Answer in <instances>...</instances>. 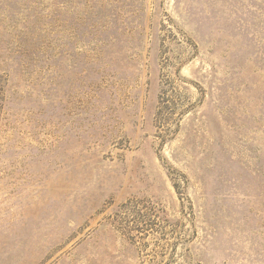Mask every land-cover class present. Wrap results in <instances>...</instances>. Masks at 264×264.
Masks as SVG:
<instances>
[{
	"label": "rangeland",
	"instance_id": "1",
	"mask_svg": "<svg viewBox=\"0 0 264 264\" xmlns=\"http://www.w3.org/2000/svg\"><path fill=\"white\" fill-rule=\"evenodd\" d=\"M0 264H264V0H0Z\"/></svg>",
	"mask_w": 264,
	"mask_h": 264
}]
</instances>
